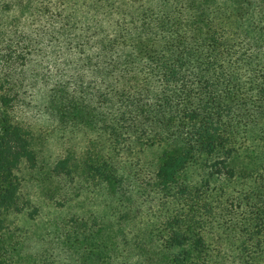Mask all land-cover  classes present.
Segmentation results:
<instances>
[{
    "label": "trees",
    "instance_id": "16d2710c",
    "mask_svg": "<svg viewBox=\"0 0 264 264\" xmlns=\"http://www.w3.org/2000/svg\"><path fill=\"white\" fill-rule=\"evenodd\" d=\"M61 2L44 0V11L61 17ZM77 2L100 32L93 54L81 52L78 74L50 90L47 113L94 138L77 164L57 161L55 175L118 195L131 180L168 204L160 249L172 264H225L206 239L215 228L216 245L221 234L245 235L241 263L264 264V41L231 23V4L220 0ZM10 96H0V215L17 199L16 165L33 154ZM251 131L260 136L248 145ZM155 145L166 148L156 171L142 178L136 156ZM204 155L207 179L190 186L183 176Z\"/></svg>",
    "mask_w": 264,
    "mask_h": 264
},
{
    "label": "rangeland",
    "instance_id": "374dc122",
    "mask_svg": "<svg viewBox=\"0 0 264 264\" xmlns=\"http://www.w3.org/2000/svg\"><path fill=\"white\" fill-rule=\"evenodd\" d=\"M19 1L9 9L0 7V96L11 91L12 116L27 130L33 154L31 160L16 165L17 199L14 207L0 215L1 262L172 264L167 258L171 253L160 249V223L173 209L168 204L155 200L153 193L146 194L131 180L118 195L78 176L57 177L53 172L60 159L69 158L70 166L81 161L94 134L61 125L50 116L49 92L78 74L85 60L82 53L93 54L100 30L77 0H61L57 9L61 17L52 7L45 12L44 0ZM220 1L222 6L231 4V23L249 32L252 40L264 41V0H249L243 7L232 0ZM257 135L251 131L247 144H254ZM165 148L155 145L140 150L135 163L140 165L142 178L148 179L156 171ZM208 161L205 155L198 157L183 179L199 187L207 179ZM206 236L225 264H242L245 235L221 234V245L214 241L218 229H211ZM247 261L245 264H254Z\"/></svg>",
    "mask_w": 264,
    "mask_h": 264
}]
</instances>
